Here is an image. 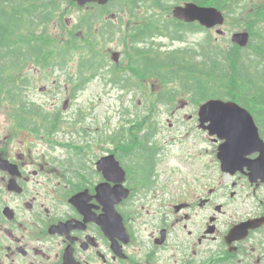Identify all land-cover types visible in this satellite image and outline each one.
<instances>
[{
  "label": "flooded vegetation",
  "instance_id": "obj_1",
  "mask_svg": "<svg viewBox=\"0 0 264 264\" xmlns=\"http://www.w3.org/2000/svg\"><path fill=\"white\" fill-rule=\"evenodd\" d=\"M24 102L21 146L0 148L12 164L0 169V264H264V174L223 172L206 132L193 147L200 171L168 180V148L188 137L112 132L102 149L92 126L64 127V112L41 117ZM107 155L124 175L102 169Z\"/></svg>",
  "mask_w": 264,
  "mask_h": 264
},
{
  "label": "trees",
  "instance_id": "obj_2",
  "mask_svg": "<svg viewBox=\"0 0 264 264\" xmlns=\"http://www.w3.org/2000/svg\"><path fill=\"white\" fill-rule=\"evenodd\" d=\"M164 1L131 0L130 4L134 7L135 12L137 4L145 5L148 9H155L159 5L161 7L162 5L168 6L164 4ZM194 1L199 4L218 6L226 13L228 25H240L238 18L231 15L237 9L232 11V7H230V4L234 3L238 9L245 8L240 0ZM14 3H16L14 0H0V89L3 88L6 92L4 96L0 92V99L6 98L10 103L28 101L22 92V87L30 86V77L22 78L23 81L17 77L23 76L22 72L29 64H42L41 61L46 54V48H49V45L45 42H31V31L24 29L27 22L33 19V16H29L30 6H16ZM261 4H252L249 8H252L254 13H249L244 18V20H248L253 36V42L249 48L241 49L236 45H232L230 40L227 41V48H224L220 41H216L208 35L196 43V55H193V49L189 47L176 49L165 57L157 52L159 54L156 53L138 59L141 67L144 68L143 74H149L150 77H155L159 83L165 85H182L197 101L208 98L236 101L249 109L259 119V124L264 131V119L262 120V117L264 118V33L259 28L260 23L257 21L260 18L261 22H264V0H261ZM162 16H159L160 19L156 20L152 16L145 18L147 22L135 27V33H132L133 51L139 54L147 52L137 47V43L147 42L154 36L164 34L162 27L166 30L170 29V31H166L167 37L178 40H185L188 32L193 30L192 26L194 25H185V23L175 21L174 18L167 19L161 27ZM135 19L141 20L142 18L137 14ZM98 21L104 22L103 16L100 14L86 16L83 20L84 23L90 26L88 41L91 48L90 53L93 56L86 59V61L81 56L83 63L80 65V73H84L88 80L102 73L105 58L98 56L101 50L97 52L93 49V46L97 44L103 46L107 40H111L113 35L112 25L106 22L103 24L99 41L92 32V25ZM16 32L22 34L17 38L18 40H16ZM24 33L26 35H23ZM70 45L74 51H77L75 42H70L66 46ZM59 50L69 51V49L64 48ZM52 68H64V56L57 58V64ZM80 73L77 74V78H79L77 81L70 80L73 84L78 85L75 90L86 84V80L83 76L81 77ZM111 76L114 79H120L115 72ZM0 105L4 107V103ZM30 108L31 106L28 104H21L18 110H20L21 115H31ZM39 109V107L36 108V115L49 117Z\"/></svg>",
  "mask_w": 264,
  "mask_h": 264
},
{
  "label": "rangeland",
  "instance_id": "obj_3",
  "mask_svg": "<svg viewBox=\"0 0 264 264\" xmlns=\"http://www.w3.org/2000/svg\"><path fill=\"white\" fill-rule=\"evenodd\" d=\"M26 1L30 3L29 0ZM240 2L245 8L242 7L238 9L234 3L230 4L232 11L237 9V11L231 13V15L238 18L240 25L233 27L226 24L224 27H222V29L225 31V37L230 36L235 31L245 30V28L249 26L248 20H244L245 16L249 15V13H254L252 8L249 7H251V5L254 3L261 4L260 0H240ZM37 3H40V1ZM165 3L172 7L173 5L178 4L177 0H165L164 4ZM132 7L128 6L127 8ZM46 8L49 10L51 17L45 23V27H47V29L44 32L42 31V26L44 27L43 22L36 17L31 19V21H28L24 29L26 31H33L35 33L39 32L41 36H50L51 38L55 39L53 44L56 45V47L54 50L51 48L53 52L49 53L46 58L43 59V63L45 60L50 61V59L53 58L54 52H57V49L63 45L62 43L64 41V46L62 48L69 49V51L64 52V63L68 68V75L71 78L73 71H76L77 69L78 64L75 66V63L78 60V57H80L79 55H89L90 53L86 51L88 40L83 36H80L77 42L75 41L76 45L78 44L77 51H74V49L71 48V45L66 46L68 44L67 42H74V40H72V36L76 35V33H73L72 31L75 30L76 25L81 21V19L85 18L86 16H90L91 13L96 10V7L79 8L77 5L67 3H64V5L59 4L54 0L52 3H50L49 7ZM125 8L126 7L121 6L116 7V5L111 4L107 9L116 13L114 18L117 22H115V20H112L111 22L107 20V22L110 24L112 23L115 26H120V21L122 20L120 17H122V15L124 16L123 11ZM163 10L164 9L161 8V5L155 9H148L145 5L141 6L138 4L135 8V12L139 16H152L155 20L160 19L159 16H162L161 11ZM39 13H42L44 17L45 13L40 4H38L36 8H34V10L29 13V15H37ZM242 13H244V15H242ZM169 16V13H165V15L163 14L161 18L162 22L160 23L161 27L162 23L165 22ZM257 21L260 23L259 28L264 33V23L261 22L262 20H260V18H258ZM133 24L134 23H132L131 20L126 19L125 24L120 26V30L114 33V40L109 41L108 44V46L121 52V62L123 65L128 64L130 61L129 57L126 56L127 47L125 43L126 41H129V37L132 35L131 27ZM162 29L164 32L170 31V29L166 30L163 27ZM218 29L219 28H213L209 31V33L212 34L213 37H218L220 35ZM167 32H165L163 36H158L155 39V41L160 42L163 45L162 51L172 50L187 44L198 43L208 35V32L204 31L201 33L194 31L190 32L187 34L188 42L184 44L178 41L172 42L171 38L165 35ZM20 35L22 34L18 32L15 33L16 40H18L17 38ZM23 35H26V33ZM156 45L158 46V44ZM83 46L84 48H82ZM158 50L159 49H157V51ZM83 57L85 59V55H83ZM46 67L48 68L42 69L43 72L45 70L50 71L51 67ZM136 68H138V66ZM63 73L64 72L61 70L51 72L49 76L36 73L32 85L22 87V92L26 94L27 99H31L38 103H44L48 111L64 112V115L61 114L64 118V126H70V123H73L79 117L83 116L84 121L82 123L77 125V123L74 122L76 127L80 128L83 125L92 126V130L95 131L96 135L114 132L123 125L121 118H128L127 121H124V126H126L129 121L141 117L143 118L146 114L153 112L154 106H158L156 108V113L151 116L154 122V127L151 130L156 131L153 136L154 141L158 140V132H165L166 136L170 133L182 132L186 128H191L196 132L193 137L189 138L188 141L182 143L179 142L176 146L168 148L169 153L173 156V159L169 162H166L165 169L167 170L168 174H170V176H166V179L173 180L176 178V176H180L184 172L188 176V179H191L193 176H195L194 173H198L200 171L201 160L193 158V147L196 145V143H198L197 138H195V136L199 133L197 129V122L195 120H189L188 118V116L195 113L196 108L193 106V103L191 105L193 100L186 98L187 95L185 93H177L174 99L168 98V100L164 103L158 104L157 101L154 100L155 97L151 94L148 87L145 86L147 85V81H144L142 84V79L146 80V78L141 77L144 74L133 76L132 72L130 71L132 76V80L130 81L131 89H126L125 86L127 84L128 77L125 75L119 76L120 80L117 83L110 78V75L113 74V72L110 71L106 72L105 75H101L99 78L97 77L88 82L86 87L83 90H80V93L78 92V98L74 101L72 107L65 109L64 107L67 105L66 102L68 98V92L70 90L68 89V83L64 82L66 77ZM149 83H155L156 86H154V90L160 91V87H162L161 83L156 80L150 81ZM143 85L145 87H143ZM174 85L178 87L176 84ZM43 87H47V93L40 90ZM0 92L3 94V96L6 94L3 88L0 89ZM0 102H4V107L0 105V148L5 146L6 152L10 151L9 149L12 148L16 151V148L21 146V138H18L14 134V128L17 127L15 121H18L19 119L16 113H13V117H11L10 107L13 106V103H10V101H8L6 98L0 99ZM92 105L95 106L92 108ZM87 109L92 110L93 113L85 112ZM172 111H174V113ZM263 119L264 118L262 117V120ZM170 123H173V126H171ZM64 130L68 131L69 128H64ZM95 133L92 134L95 135ZM66 138L69 141H75V139L77 140V138H74L73 136H66ZM213 143H216L215 140H213ZM13 154L15 153H12V155ZM175 198L176 196L170 199Z\"/></svg>",
  "mask_w": 264,
  "mask_h": 264
},
{
  "label": "water",
  "instance_id": "obj_4",
  "mask_svg": "<svg viewBox=\"0 0 264 264\" xmlns=\"http://www.w3.org/2000/svg\"><path fill=\"white\" fill-rule=\"evenodd\" d=\"M79 4L87 2H99L105 4L108 0H77ZM174 15L177 18L194 21L212 27L224 21L223 14L212 7H201L196 4H186L176 7ZM234 41L242 45L248 42V34H237ZM201 121H210L209 130L226 140L220 146V159L225 169L242 167L245 163V155L258 149L261 141L258 136V128L250 113L232 101L210 100L200 110ZM261 142V143H260ZM250 150V151H249Z\"/></svg>",
  "mask_w": 264,
  "mask_h": 264
}]
</instances>
